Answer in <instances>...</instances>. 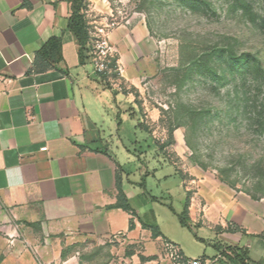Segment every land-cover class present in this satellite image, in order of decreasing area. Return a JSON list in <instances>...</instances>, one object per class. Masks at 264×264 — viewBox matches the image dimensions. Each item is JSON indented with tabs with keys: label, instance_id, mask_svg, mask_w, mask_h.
Listing matches in <instances>:
<instances>
[{
	"label": "crops",
	"instance_id": "obj_1",
	"mask_svg": "<svg viewBox=\"0 0 264 264\" xmlns=\"http://www.w3.org/2000/svg\"><path fill=\"white\" fill-rule=\"evenodd\" d=\"M71 12V0H0V229L7 236L0 242L2 263L90 264L80 247L88 243L89 253L101 248L117 255L118 264H171L163 243L180 246L160 230L153 236L142 227L143 207L125 177L139 164L124 140H144L135 97L79 63L80 45L66 28ZM53 36L61 40L62 60L36 71L35 54ZM129 120L130 139L121 133ZM114 144L126 154L119 157ZM120 158H132L133 171ZM118 170L133 213L114 207ZM203 199L200 220L196 197L189 200L190 227L218 240L215 254L198 257L231 264L222 250L249 239L250 259L264 264V199L223 189L206 190Z\"/></svg>",
	"mask_w": 264,
	"mask_h": 264
},
{
	"label": "rangeland",
	"instance_id": "obj_2",
	"mask_svg": "<svg viewBox=\"0 0 264 264\" xmlns=\"http://www.w3.org/2000/svg\"><path fill=\"white\" fill-rule=\"evenodd\" d=\"M79 15L93 26L113 23L108 38L121 74L112 82L135 97L145 129L139 143L124 140L138 159L125 177L140 216L149 220L153 210L184 256L215 254L218 238L181 226L177 214L196 197L200 220L206 190L264 199V0H81ZM131 123L121 130L128 139ZM132 160L125 168L133 171ZM80 247L90 264H118L115 254Z\"/></svg>",
	"mask_w": 264,
	"mask_h": 264
},
{
	"label": "trees",
	"instance_id": "obj_3",
	"mask_svg": "<svg viewBox=\"0 0 264 264\" xmlns=\"http://www.w3.org/2000/svg\"><path fill=\"white\" fill-rule=\"evenodd\" d=\"M81 7V0H71V15L67 20L66 28L70 30L76 37L80 47H79V63L82 65V47L88 39L86 24L82 17L79 15ZM62 60L61 55V40L59 37L49 38L43 46L35 54V70L44 71L50 67H55ZM123 171L118 170L116 173V189H117V202L114 207L121 208L125 211L133 213L132 209L128 204L126 195L121 189V182L123 179ZM257 199V198H256ZM172 209V208H171ZM173 210V209H172ZM174 211V210H173ZM175 212V211H174ZM179 223L181 226L190 228V220L188 216L187 204L183 205V210L181 213L177 214ZM139 221L143 228L149 229L153 236L160 235L159 226L156 222V218L153 210H150V219L146 220L142 217ZM133 222L130 220L129 229L133 228ZM251 242L246 240L242 246H226L222 253L226 258V262L231 264H254L249 256Z\"/></svg>",
	"mask_w": 264,
	"mask_h": 264
},
{
	"label": "built area",
	"instance_id": "obj_4",
	"mask_svg": "<svg viewBox=\"0 0 264 264\" xmlns=\"http://www.w3.org/2000/svg\"><path fill=\"white\" fill-rule=\"evenodd\" d=\"M112 25L113 23L93 26L91 22L86 21L88 39L81 52L82 65H91L94 74L110 82H112L113 76L121 74L116 49L108 38ZM163 246L164 255L171 264H213L214 261L206 257L188 258L183 255L175 243L170 241H164ZM37 264H67V262L39 261Z\"/></svg>",
	"mask_w": 264,
	"mask_h": 264
}]
</instances>
